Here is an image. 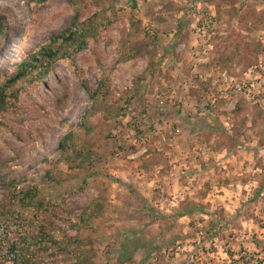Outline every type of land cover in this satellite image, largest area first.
I'll return each mask as SVG.
<instances>
[{
	"label": "rangeland",
	"instance_id": "374dc122",
	"mask_svg": "<svg viewBox=\"0 0 264 264\" xmlns=\"http://www.w3.org/2000/svg\"><path fill=\"white\" fill-rule=\"evenodd\" d=\"M93 17L96 40L59 41L8 92L0 184L37 187L57 213L0 188V264L41 224L76 237L91 202V264H120L121 247L125 264H264V0H0V87ZM69 132L81 168L59 150Z\"/></svg>",
	"mask_w": 264,
	"mask_h": 264
},
{
	"label": "trees",
	"instance_id": "16d2710c",
	"mask_svg": "<svg viewBox=\"0 0 264 264\" xmlns=\"http://www.w3.org/2000/svg\"><path fill=\"white\" fill-rule=\"evenodd\" d=\"M48 0H31V2L45 3ZM78 18L75 21L73 28L69 29L65 34L60 35L49 43V45L41 48L37 54L31 57V63L26 64L22 63L19 67L18 74L13 79L8 80L2 87H0V114L8 111V98L10 94L9 90L16 84V82L22 79L25 75L28 74L29 67L35 63L42 62V59L48 60V64H52L59 55V51L56 48V45L60 41V46L65 44L75 45L78 44L77 48H74V53H77L79 50L84 49L88 46L89 41L96 40L98 36V25H96V17L90 18L88 22L78 23ZM3 31V27L0 22V34ZM106 80L100 81L99 89L106 87ZM92 97L99 96L103 99L109 98V91L97 90L94 93L89 91ZM3 126V122L0 120V127ZM75 140L74 134L69 132L66 134L60 144L59 150L67 154L66 160H68L69 166L71 168H81L82 160L79 164L74 163L75 159H80L72 154L68 153V147L70 143H73ZM78 164V165H77ZM20 183L16 180H11L8 183L1 182L0 188H4L8 193L12 194V198L15 199L25 211H33L38 214H49L50 216H56L57 210L55 207L51 206L49 203L46 204L42 200H39V192L37 187L31 186L25 192H18ZM101 207L98 202H91L89 206L81 212L79 216V222L75 221L70 224V228L76 232V237H70L66 233L63 236L56 235L54 223H44L38 227V233L32 234L24 243V245L14 246L11 252L14 254V261L12 264H45L44 259L42 258L44 253H48L50 250H55L54 253H51L53 262H59L60 264H91V258L86 255V253L79 250L82 245L85 243L79 238V233L83 228H89L91 225L89 223L92 219L100 218L102 212H100L97 207ZM193 211L184 214L182 213L179 216H189ZM51 217V218H52ZM53 219V218H52ZM1 224V221H0ZM54 232V233H53ZM75 248H72V247ZM125 248L121 247L119 253L110 254L111 260L115 259L120 262V264H125L129 261L130 256L124 255ZM42 253V256L39 258V254ZM119 255V256H118ZM38 257V258H37ZM63 258V261H60V258ZM74 260L73 263L71 261Z\"/></svg>",
	"mask_w": 264,
	"mask_h": 264
},
{
	"label": "crops",
	"instance_id": "0c3cea01",
	"mask_svg": "<svg viewBox=\"0 0 264 264\" xmlns=\"http://www.w3.org/2000/svg\"><path fill=\"white\" fill-rule=\"evenodd\" d=\"M121 175H122V174H121ZM129 189H130V188H129ZM140 193H141V192H140ZM135 194H136V193H135ZM137 195H138V194H137ZM134 198H135V197H134ZM134 198H132V199L134 200ZM131 258H132V260H133V261H136V257H135V255H134V254L132 255V257H131Z\"/></svg>",
	"mask_w": 264,
	"mask_h": 264
}]
</instances>
